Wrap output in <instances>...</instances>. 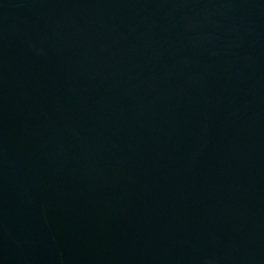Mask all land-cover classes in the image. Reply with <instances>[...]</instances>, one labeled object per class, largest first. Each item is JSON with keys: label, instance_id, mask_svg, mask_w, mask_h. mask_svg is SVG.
<instances>
[{"label": "water", "instance_id": "1", "mask_svg": "<svg viewBox=\"0 0 264 264\" xmlns=\"http://www.w3.org/2000/svg\"><path fill=\"white\" fill-rule=\"evenodd\" d=\"M0 264H264V0H0Z\"/></svg>", "mask_w": 264, "mask_h": 264}]
</instances>
